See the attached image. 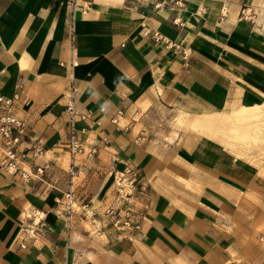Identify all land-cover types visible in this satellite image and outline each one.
<instances>
[{"label":"crops","instance_id":"1","mask_svg":"<svg viewBox=\"0 0 264 264\" xmlns=\"http://www.w3.org/2000/svg\"><path fill=\"white\" fill-rule=\"evenodd\" d=\"M0 98V264H264V0H0Z\"/></svg>","mask_w":264,"mask_h":264},{"label":"built area","instance_id":"2","mask_svg":"<svg viewBox=\"0 0 264 264\" xmlns=\"http://www.w3.org/2000/svg\"><path fill=\"white\" fill-rule=\"evenodd\" d=\"M0 101H2V98H0ZM66 110L69 115V124L71 127L70 138L68 143V152L72 162L73 157L81 151L80 145L74 135L73 123L77 118V114L73 106L72 98L68 100ZM80 119H84V117L80 116ZM0 121H1L0 137L3 139L4 145L6 147V151H5L6 160L4 165L7 170H13L15 172L18 169L16 165L18 158L16 145L18 143V139L12 136V132L13 130H15L16 132L21 133L23 131L22 123L9 116L1 118ZM113 122L116 121L113 120ZM38 143L39 141H37V144ZM39 152H40L39 147L34 146L33 154L37 155L39 154ZM21 158H23V156ZM74 174H75L74 170L71 167L69 170L70 181L68 184V188L64 192L62 199L57 201L60 214L64 218L66 223H69L72 214L74 213L77 206H79L83 212L86 211L85 210L86 205L85 204L77 205L76 198L74 196V189L71 181V178L74 176ZM133 177L134 174L130 168H124L123 170L115 172L113 184H114V189L120 198L125 199V197H129L131 195L130 190L133 187V181H134ZM118 212L119 211H117L116 209L110 208L104 211V215L108 217L112 226L117 228L118 230H123L130 227L131 225L128 220L129 218L128 212L125 211L126 213L123 216H121ZM30 219L32 225H38L42 221V217L38 212H33ZM134 227L137 228V225ZM24 230L26 233L29 234H32L34 232L32 228H26Z\"/></svg>","mask_w":264,"mask_h":264}]
</instances>
